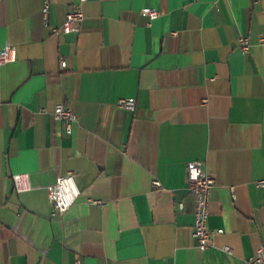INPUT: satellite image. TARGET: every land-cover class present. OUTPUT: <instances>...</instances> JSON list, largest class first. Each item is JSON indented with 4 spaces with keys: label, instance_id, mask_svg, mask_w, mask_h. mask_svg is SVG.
I'll list each match as a JSON object with an SVG mask.
<instances>
[{
    "label": "crops",
    "instance_id": "obj_1",
    "mask_svg": "<svg viewBox=\"0 0 264 264\" xmlns=\"http://www.w3.org/2000/svg\"><path fill=\"white\" fill-rule=\"evenodd\" d=\"M77 3L0 0V49L16 52L0 69V264H246L264 253V0H85L77 32L51 33ZM143 8L158 17L148 24ZM128 97L131 111L117 105ZM59 104L75 114L70 134L52 116ZM194 160L215 180L203 251L185 183ZM20 173L29 189L17 192ZM67 174L79 196L50 218L46 188Z\"/></svg>",
    "mask_w": 264,
    "mask_h": 264
},
{
    "label": "built area",
    "instance_id": "obj_2",
    "mask_svg": "<svg viewBox=\"0 0 264 264\" xmlns=\"http://www.w3.org/2000/svg\"><path fill=\"white\" fill-rule=\"evenodd\" d=\"M84 1L85 0H78V3L73 9L66 13L63 23L59 27H53L50 29L51 33L60 35L77 32L79 23L84 18L82 11V3ZM49 7L48 1H43L41 18L44 26L48 24ZM141 13L148 17V24L159 15V13L152 8H143L141 9ZM236 45L242 53H246L249 50V41L247 37H238ZM15 58V47L7 42L4 43L3 47L0 49V69L6 63L15 61ZM59 66L61 69L65 68L66 61L63 58L59 59ZM203 103H206V100H204ZM134 104L135 101L132 97L119 99L117 101L119 107L129 111L134 109ZM52 116L54 119L65 123L66 134L71 133V123L75 121L76 117L70 107L60 104L56 105L52 111ZM11 179L15 191L21 192L29 189L26 173L14 174ZM185 183L188 193L192 194L194 197L191 236L196 239L198 249L203 251L209 246V240L212 233L208 228L207 221L209 216L210 193L215 186V180L213 176L204 169L202 161L194 160L189 161L186 164ZM152 184L157 189H161V184L158 180H153ZM257 184L260 187H264V180L258 181ZM46 191L50 206V218H60L73 206L79 196V189L71 174L59 176L53 185L46 188ZM92 202L98 205L103 204L101 201L97 200ZM182 207V202H177L176 208L180 210ZM215 232L221 233L222 229H217ZM223 250L230 252L228 247H223ZM263 258L264 253L261 247L256 251V254L252 259L246 261V264H257L261 262Z\"/></svg>",
    "mask_w": 264,
    "mask_h": 264
}]
</instances>
